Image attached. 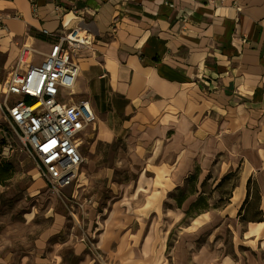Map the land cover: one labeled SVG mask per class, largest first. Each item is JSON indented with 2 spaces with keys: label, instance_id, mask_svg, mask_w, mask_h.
Instances as JSON below:
<instances>
[{
  "label": "crops",
  "instance_id": "1",
  "mask_svg": "<svg viewBox=\"0 0 264 264\" xmlns=\"http://www.w3.org/2000/svg\"><path fill=\"white\" fill-rule=\"evenodd\" d=\"M61 2L86 8L84 18L95 30L92 50L80 51L73 86L74 98L88 100L94 114L84 140L89 130L95 142L123 138L129 146L131 140L136 159L139 147L149 146L143 168L152 180L141 201L137 187L124 192L110 201L102 222L96 245L107 264H164L168 232L161 235L158 248L153 246L152 217L198 153L204 160L228 150L244 159L246 176L227 204L245 199L248 175L264 201V0ZM0 3L17 15L5 16L0 27V78L14 63L23 41L46 52L52 39L43 30L63 32L78 20L70 12L58 17L45 0H37L34 11L28 0ZM208 137L213 145L205 155L202 147ZM154 147L160 148L159 154ZM182 149L191 156H182ZM171 154L174 158L169 162ZM94 170L88 165L86 173ZM84 207H88L84 217L98 222L97 201ZM144 219L146 229L135 245L128 228ZM58 228L56 224L54 232ZM69 243L77 254L75 264H94L83 242L68 237ZM122 244L128 247L126 255L115 258ZM172 247L173 257L180 259L176 264H185L184 247L178 241ZM60 249L53 248V256L40 264H61ZM199 254V250L191 252L192 264L206 263ZM0 264L10 263L0 258ZM17 264L28 263L23 257Z\"/></svg>",
  "mask_w": 264,
  "mask_h": 264
},
{
  "label": "rangeland",
  "instance_id": "2",
  "mask_svg": "<svg viewBox=\"0 0 264 264\" xmlns=\"http://www.w3.org/2000/svg\"><path fill=\"white\" fill-rule=\"evenodd\" d=\"M47 38L50 40V36ZM40 59L38 55L35 62ZM88 133L81 143L83 162L76 179L55 192L49 190L48 184L39 175L36 163L23 149L19 130H14L1 114L0 169L6 176L0 180V258L6 263L17 264L24 257L28 264H40L53 256V248L63 247L59 250L61 264H75L77 254L72 243L68 245V237L82 243L80 236L88 232L97 244L111 200L128 190L133 192L137 187V199L141 201L145 186L152 180V175L143 168L147 160L145 150L149 146L139 147L141 153L136 159L131 140L129 146L123 138L111 143L95 142L92 130ZM153 150L157 155L160 148L154 147ZM198 154L177 182L181 190L173 187L153 214L156 232L153 246L158 248L161 235L167 231L164 264L180 261L172 254V245L177 241L178 246L185 249V264H192L191 252L197 250L200 251L198 258L205 264L207 261L209 264H264V201L257 191L255 179L251 175L245 179L250 198L239 216V207L244 199L239 204L234 202L221 206L228 191L232 192L241 177L246 176L248 168L245 169L244 159L228 154V150L212 159L203 160ZM183 155L191 156L185 150ZM172 156L167 161H172ZM88 165H94L95 170L86 173ZM230 171L234 175L216 187L218 180ZM77 185L79 193L72 198ZM181 194L187 197L177 204L176 198ZM197 199L196 206L190 208ZM93 201H97L98 222H90L84 217L88 208L84 205L88 206ZM55 218L60 221L56 222ZM260 219L262 221L258 222ZM56 224L59 228L54 232ZM146 224V219L139 220L128 228L135 235L131 238L135 245ZM83 246L92 263L107 264L103 253L101 257L95 256L90 254L84 242ZM127 250L124 244L120 245L115 258L126 255Z\"/></svg>",
  "mask_w": 264,
  "mask_h": 264
},
{
  "label": "built area",
  "instance_id": "3",
  "mask_svg": "<svg viewBox=\"0 0 264 264\" xmlns=\"http://www.w3.org/2000/svg\"><path fill=\"white\" fill-rule=\"evenodd\" d=\"M28 1L32 11L36 10L37 0ZM45 1L58 17L70 12L78 20L63 32L44 29L52 36L46 52L26 41L19 45L14 63L0 82V112L14 130H19L23 149L36 163L49 190L58 192L77 177L83 162L81 143L94 118L89 101L74 98L73 86L80 51L92 50L95 30L84 18L86 8L65 5L61 0ZM11 11L0 10V27L5 16H17L14 9ZM38 55L41 60L35 62ZM79 240L90 254L102 256L88 232H83Z\"/></svg>",
  "mask_w": 264,
  "mask_h": 264
},
{
  "label": "trees",
  "instance_id": "4",
  "mask_svg": "<svg viewBox=\"0 0 264 264\" xmlns=\"http://www.w3.org/2000/svg\"><path fill=\"white\" fill-rule=\"evenodd\" d=\"M31 31H33V30H31ZM50 38L52 39V36H50ZM3 171L4 170H2V169H0V180L2 179V178H4V176H6V173L5 174H3ZM232 175H234V173L233 172H228V173H226V174H224L219 180H218V182L216 183V187L218 186H221L224 182H225V180L227 179V178H229L230 176H232ZM204 183V182H203ZM176 190H181L180 188H179V185L178 186H176ZM257 191H258V189H257ZM230 195H231V191H228V196L225 198V200L222 202V204H221V206H225L228 202H229V198H230ZM186 195L185 194H181V195H179V196H177V198H176V202H177V204H181L185 199H186ZM248 197H249V189H248V187L246 188V195H245V199H244V201H243V203L241 204V207H239V211H238V216L240 215V211L241 210H244V208H245V204L246 203H248ZM198 203V199L196 200V201H194L193 203H191V205H190V208H192V207H195L196 206V204ZM217 208V207H216ZM243 214H241V216H242Z\"/></svg>",
  "mask_w": 264,
  "mask_h": 264
},
{
  "label": "bare ground",
  "instance_id": "5",
  "mask_svg": "<svg viewBox=\"0 0 264 264\" xmlns=\"http://www.w3.org/2000/svg\"><path fill=\"white\" fill-rule=\"evenodd\" d=\"M7 8H11V7H6L4 6V4L0 3V10L5 11ZM212 145H213V139L211 137H208L206 144L202 147V150L205 153V155L209 152V149L212 148ZM147 239L148 240L150 239V235Z\"/></svg>",
  "mask_w": 264,
  "mask_h": 264
}]
</instances>
